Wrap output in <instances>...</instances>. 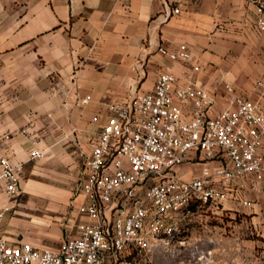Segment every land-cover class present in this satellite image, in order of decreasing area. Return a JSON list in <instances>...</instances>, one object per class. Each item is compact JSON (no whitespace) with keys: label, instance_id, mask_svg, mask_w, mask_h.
<instances>
[{"label":"crops","instance_id":"0c3cea01","mask_svg":"<svg viewBox=\"0 0 264 264\" xmlns=\"http://www.w3.org/2000/svg\"><path fill=\"white\" fill-rule=\"evenodd\" d=\"M168 7L181 11L167 17ZM257 16L256 0H0V158L25 165L21 197L9 200L0 191V213L11 207L0 218V237L58 249L78 233L76 226L88 222L77 211L80 176L102 128L93 118L105 119V107L125 103L134 90L152 91L162 73H175L179 86L193 82L209 91L215 111L225 104L227 86L264 106V31ZM181 45L192 61L174 62L162 51ZM86 96L91 102L80 105ZM24 129L41 137L44 160H31ZM193 166L203 167L188 163L179 175H199ZM231 191L232 211L264 217V174ZM241 200L252 202L250 212L238 207ZM25 210H53L56 217L35 221ZM19 217L55 231L65 219L71 234L61 230L57 246L30 235L19 241L13 233L29 226Z\"/></svg>","mask_w":264,"mask_h":264},{"label":"built area","instance_id":"2783aa9c","mask_svg":"<svg viewBox=\"0 0 264 264\" xmlns=\"http://www.w3.org/2000/svg\"><path fill=\"white\" fill-rule=\"evenodd\" d=\"M256 3V25L264 31V0ZM180 11L168 7L166 16ZM162 51L174 62L193 58L186 45ZM226 91L225 104L215 111L209 91L193 82L179 86L177 75L165 72L152 91L134 90L125 103L108 104L105 119L93 118L102 128L79 181L77 211L88 222L77 225L78 233L58 249L0 237V264H157V253L164 261L166 255L181 263L210 262L214 251L185 237L184 222L196 207L264 174V106L231 86ZM91 100L86 96L79 104ZM21 132L30 142L31 160H44L41 137ZM192 162L203 167L186 180L178 169ZM0 167V191L9 200L20 198L25 165L3 156ZM10 210L5 206L0 218Z\"/></svg>","mask_w":264,"mask_h":264},{"label":"rangeland","instance_id":"374dc122","mask_svg":"<svg viewBox=\"0 0 264 264\" xmlns=\"http://www.w3.org/2000/svg\"><path fill=\"white\" fill-rule=\"evenodd\" d=\"M192 169L196 175L200 172L201 167L193 166ZM252 189L259 191L254 187ZM230 199L229 196L219 198L207 205L196 207L195 215L183 224L184 228L187 229L184 233L185 237L200 242L203 249L214 251L210 262L181 263L179 259L165 255V261L159 256L157 264H264V217L254 218V215L246 214L248 212H244L240 208L243 206L249 211L248 208L251 207L249 205L252 202L250 203L248 200L237 201V204L240 203L238 206L240 211H232ZM25 211L32 214L30 218L35 221L40 219L52 221L53 217H56L53 210L44 213L34 210ZM68 211L71 212L72 210L69 208ZM60 216L62 217V214ZM63 217L65 216L63 215ZM19 219L21 224L27 220L26 223L29 225H20L18 228L22 232L13 233L15 239L19 241L30 235L36 237L41 243L57 246L58 241L54 238L57 237L58 233H61V230L64 237L71 234L67 232L65 219L61 222L59 220L60 226L57 231L52 229L53 227L39 229L38 225L31 224V220L28 218L19 217ZM46 236L52 238H46ZM45 239L47 240L45 241Z\"/></svg>","mask_w":264,"mask_h":264},{"label":"trees","instance_id":"16d2710c","mask_svg":"<svg viewBox=\"0 0 264 264\" xmlns=\"http://www.w3.org/2000/svg\"><path fill=\"white\" fill-rule=\"evenodd\" d=\"M195 208V207H194Z\"/></svg>","mask_w":264,"mask_h":264}]
</instances>
